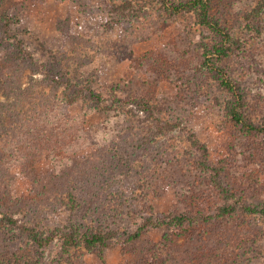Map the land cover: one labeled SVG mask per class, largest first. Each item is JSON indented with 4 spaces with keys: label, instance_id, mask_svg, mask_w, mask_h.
<instances>
[{
    "label": "rangeland",
    "instance_id": "1",
    "mask_svg": "<svg viewBox=\"0 0 264 264\" xmlns=\"http://www.w3.org/2000/svg\"><path fill=\"white\" fill-rule=\"evenodd\" d=\"M162 1L0 0V100L15 102L5 113L18 127L0 140L8 184L0 197H11L0 202V264H141L142 253L166 257L170 247L165 264H264V216L244 210L264 203V131L248 132L224 113L229 96L204 64L221 35ZM258 1L212 0V14L243 46L217 62L246 92L248 118L264 127ZM11 72L25 90L14 102L4 93ZM194 137L215 174L202 171ZM17 153L33 163L14 166ZM219 173L229 195L216 185ZM226 203L238 212L217 216ZM206 207L215 218L183 233L152 225ZM6 212L40 233L60 228L58 237L38 248ZM146 219V232L128 242ZM96 227L108 246L87 248L83 235ZM63 232L77 244L65 248ZM243 238L263 251L243 256Z\"/></svg>",
    "mask_w": 264,
    "mask_h": 264
},
{
    "label": "trees",
    "instance_id": "2",
    "mask_svg": "<svg viewBox=\"0 0 264 264\" xmlns=\"http://www.w3.org/2000/svg\"><path fill=\"white\" fill-rule=\"evenodd\" d=\"M162 3H164L167 7L169 6V12L176 14L181 12H194L197 15V19L202 23L207 25L208 27L212 28L215 32L219 33L221 35V41L215 42L213 46L209 47L204 53V64L208 68V71L213 74V77H215L220 86L224 89L226 94H228L229 99L225 103V114L229 117L230 122H232L233 125L241 126L248 132H254V133H260L264 131V127L262 125L256 124L254 121L248 118L247 111L248 109V100L246 99V92L242 89L240 83H238L229 73L228 69L218 64L217 60L222 58L223 56H226V54L229 53L230 50L233 49V47L237 48H243L242 45H239L237 43V40H235L231 33L228 31V29L221 23V21L217 18H215L212 14V0H184L181 2H176L174 0H163ZM254 12L256 14L264 13V0H259L258 4L254 8ZM5 24L7 26L12 25L14 23V19L8 15L4 17ZM8 30V28H7ZM260 32V29L259 31ZM229 42V43H228ZM234 45V46H233ZM9 54L13 57H17V53L15 51H12L9 49ZM11 70V69H10ZM59 71V70H58ZM60 72V71H59ZM3 75V71L0 73ZM13 74V75H12ZM12 80L10 87H7V90L4 91L6 94H12L7 95L9 98L13 97L12 101L14 102L17 99L19 100L22 98L23 92L25 91L23 86V81L20 78V75L17 73L11 72ZM10 75V77H11ZM57 81L59 80L58 75L55 76ZM47 80V79H46ZM1 81V80H0ZM5 84V83H4ZM3 86V82L1 84L0 82V92ZM6 90V89H5ZM3 92V91H2ZM91 97H97V102H100L101 96L98 93L91 92ZM9 98H6L7 101L10 100ZM138 99V97H136ZM133 102H142L140 100L131 99ZM7 102V103H9ZM15 103V102H14ZM14 103H11L9 105H6L2 103L0 100V140H2L3 134H6L5 136H8L10 138V133H14L18 130L17 126L11 125V121L6 115V111H8ZM141 104V103H140ZM145 106L148 107L147 103L145 102ZM263 110V109H261ZM6 122L9 124L7 125ZM25 134V133H24ZM25 137L28 136V134L24 135ZM29 137V136H28ZM193 145L197 148V150L200 153V165L203 172H208L211 175L215 174L217 171H219V167H216L215 165H212L211 162H209V152L208 147L201 143L196 137L192 139ZM5 146H7V143H4ZM5 150V149H4ZM7 154V153H6ZM5 151H3V148L0 147V175L3 172V159H5ZM26 154V153H24ZM24 154L17 153V155L14 157L17 164L14 163V166H18V163H20V160L29 162V159H31V162L33 163V159L31 155L23 156ZM13 156V155H12ZM10 160H13L12 157L9 158ZM29 162V163H31ZM23 166V165H21ZM6 169V168H3ZM33 169V168H30ZM30 169H24V171H31ZM5 178H7L6 175H3ZM218 182L216 181V185L220 188V192L224 195H229V191L227 188L223 187V179L222 174H218ZM3 177H0V189H4L2 191L8 190V184L7 179ZM1 192V191H0ZM0 202L3 203V200L8 201L11 200V197L7 194L4 195V197H0ZM19 201V200H18ZM4 204V203H3ZM7 206L8 204H4ZM206 210V211H204ZM244 210L250 214H260L264 216V203H257V204H246L244 207ZM238 212V207L226 203L218 208L217 216H230L234 215ZM4 218L8 220L9 223L16 225L23 231L27 233V235L33 240L36 247L43 248L53 243L56 236L58 237V232H60V228L55 229L54 231L50 233H40L39 231H36L28 226H26L23 223H20L19 219L12 216L8 212L3 213ZM215 215L207 214V207L206 209H203V212L196 213H186L184 211L183 213H178L172 216L171 218H161L158 221H155L152 223V225H156L157 227H167V230L173 229L178 230L177 232L183 233L187 231L190 227L193 226H199L200 223H205L207 221H211ZM108 218V216H106ZM101 220V219H99ZM93 221V220H91ZM80 225V224H79ZM78 225V227H80ZM202 225V224H201ZM150 223L146 219L140 226L135 227L129 235L128 242H133L138 240L149 228ZM60 238H65L64 240V247L68 248L69 246H74L77 244V240L74 239L71 235H68V233H62V235L59 233ZM250 236L249 234L247 235ZM107 238H110L108 235L104 233V231L101 230V228L96 227L95 229L92 228L90 230V235H83L82 242L87 248H92L97 245L100 246H108ZM253 239V238H252ZM252 239H245L243 238V241L240 240L236 243L237 247L239 249H242V255L248 257V254L250 252H253L254 254H260L263 251V243L257 244L255 247V241H252ZM175 247V246H174ZM164 249H166V246H163ZM166 257H164L162 254L160 256L154 255L152 251H150L148 254L147 252L142 253L139 260H142L144 264H165L167 261L171 260L174 256L170 255L169 250H171V247L169 249H166ZM250 259L246 260L245 263L241 264H250ZM236 262V261H235ZM141 263V264H143ZM33 264V263H30ZM221 264H230L229 258L221 263Z\"/></svg>",
    "mask_w": 264,
    "mask_h": 264
}]
</instances>
